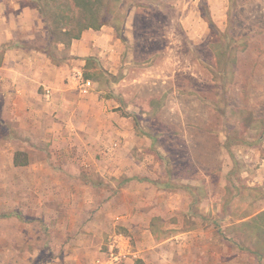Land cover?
<instances>
[{
	"label": "rangeland",
	"instance_id": "rangeland-1",
	"mask_svg": "<svg viewBox=\"0 0 264 264\" xmlns=\"http://www.w3.org/2000/svg\"><path fill=\"white\" fill-rule=\"evenodd\" d=\"M26 3V47L94 96L42 95L37 141L0 120V264H264V0ZM102 17L112 53L83 62Z\"/></svg>",
	"mask_w": 264,
	"mask_h": 264
},
{
	"label": "crops",
	"instance_id": "crops-1",
	"mask_svg": "<svg viewBox=\"0 0 264 264\" xmlns=\"http://www.w3.org/2000/svg\"><path fill=\"white\" fill-rule=\"evenodd\" d=\"M26 2L27 0H0V120L3 121V125L16 128L17 134L22 136L24 140L31 142L38 140L36 138L38 136V121L41 120L42 117L38 112L47 116L46 113H43L38 108V100L42 98V95H46L40 91L43 86H45L46 89L47 100H52L55 96L60 97L62 95H67L69 92L77 93L78 104L74 110L77 113L82 112L85 106L86 96H94V92H92L94 87L89 91H82L73 85L70 86L69 83L64 81V78L70 72L69 68L63 66L56 67L51 63L50 59L46 60L47 57L44 56L43 53L39 54L38 50L32 47H26L27 40H31L32 32L28 36L19 32L22 23L21 20H24V17L29 15V24L31 29H33L35 23L32 24V15L36 16L34 15L36 13V8ZM106 26L107 24H103L99 28L90 27L84 29L80 38L71 41V53L88 56V58L82 60L86 63L88 59H95V56H103L100 57V60L108 62L107 56L109 53H112V48L103 46V43L106 42L103 37L108 33L112 34L111 29L113 28H106ZM85 42L88 44L85 45ZM3 45H5V47ZM57 85L61 87L59 94L54 93V87ZM71 87H75V89ZM41 103L44 104V102ZM60 105L61 104H56L58 107L57 109L60 108ZM95 106L98 108V112H104V104L101 100L98 101ZM63 107L64 106H62V110L64 109ZM53 108L54 110L56 109L54 105ZM51 119L59 122L61 126H65V123L55 120L54 117H51ZM49 139H53V135H51ZM6 151L9 153L13 152L5 148L4 152ZM83 151H85V149H83ZM86 153L85 151V154ZM15 154L14 152L9 156H14L13 162ZM248 155L246 154L243 156ZM253 157L262 165L261 169L259 168L257 171H264L263 148L255 150ZM30 163L31 158L29 156L27 164L15 165L13 167L21 173L22 168L31 169V167L28 166ZM13 167L12 169H14ZM85 168L92 169L89 164H87V167H84V169ZM126 171L135 172L132 169ZM260 175L264 176L262 173ZM86 185H89V183H86ZM132 186H134V184H132ZM142 260L146 262L144 259Z\"/></svg>",
	"mask_w": 264,
	"mask_h": 264
},
{
	"label": "trees",
	"instance_id": "trees-1",
	"mask_svg": "<svg viewBox=\"0 0 264 264\" xmlns=\"http://www.w3.org/2000/svg\"><path fill=\"white\" fill-rule=\"evenodd\" d=\"M107 23H108V20L105 19V17H102V18H101V21L99 22V25L97 26V28H99V27H101L103 24H107ZM90 27H93V26L83 27L82 29L79 30L78 33L72 35V37L70 38V43H71V41H72L73 39H78V38H80V36H81L83 30H84V29H87V28H90ZM94 27H95V26H94ZM95 28H96V27H95ZM62 42L65 43L64 41H62ZM88 60H89V59H88ZM87 62H88V61H87ZM27 163H28V160H25L23 163H20V164H18V165H25V164H27ZM136 264H151V263H146V262H144L142 259L139 258V259L136 260Z\"/></svg>",
	"mask_w": 264,
	"mask_h": 264
},
{
	"label": "built area",
	"instance_id": "built-area-1",
	"mask_svg": "<svg viewBox=\"0 0 264 264\" xmlns=\"http://www.w3.org/2000/svg\"><path fill=\"white\" fill-rule=\"evenodd\" d=\"M75 87L82 91H89L93 88V82L90 79L83 78V76L81 75L79 80L76 82Z\"/></svg>",
	"mask_w": 264,
	"mask_h": 264
}]
</instances>
